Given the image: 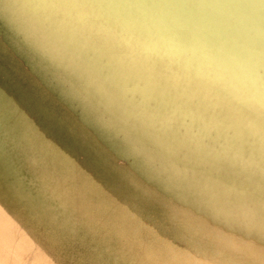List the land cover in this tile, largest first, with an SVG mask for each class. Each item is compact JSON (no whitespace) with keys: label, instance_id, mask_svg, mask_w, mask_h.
<instances>
[{"label":"bare ground","instance_id":"bare-ground-1","mask_svg":"<svg viewBox=\"0 0 264 264\" xmlns=\"http://www.w3.org/2000/svg\"><path fill=\"white\" fill-rule=\"evenodd\" d=\"M0 64L10 264H264V0H0Z\"/></svg>","mask_w":264,"mask_h":264},{"label":"rangeland","instance_id":"rangeland-1","mask_svg":"<svg viewBox=\"0 0 264 264\" xmlns=\"http://www.w3.org/2000/svg\"><path fill=\"white\" fill-rule=\"evenodd\" d=\"M14 26V30H13V32H14V34L19 30V26L18 25H13ZM36 51L37 52H40V48H37L36 49ZM23 67L25 68V69H27V65H23ZM1 70H3V66H2V64H0V72H1ZM28 70H29V72L32 74V75H38V72L40 71V70H42V71H44V73L46 74V79L47 80H49L50 81V77H49V71L45 68V65H44V63L39 59V58H34L33 60H32V63H31V65L28 67ZM61 77L62 76H58L57 77V79L59 80L57 83H56V85L59 87V88H61V89H64L65 91H67L68 90V86H67V84H66V82H63V80H61ZM53 87L55 88V85L53 84ZM56 89V88H55ZM197 95H198V93H197ZM2 109V104L0 103V110ZM0 113H1V111H0ZM73 115V113H72V111H70V110H66L64 113H63V116H62V118L64 119V118H68V117H71ZM95 123L97 124V122L95 121ZM10 124H11V122H10ZM12 125V124H11ZM86 129H87V132L89 133H93V132H91V129H92V125H91V123H89L88 125H87V127H85ZM2 134H3V130L0 128V139H1V137H2ZM94 134H96L98 137V139L99 138H101L100 136L101 135H103V133L101 132V131H99L98 130V133H95L94 132ZM61 143V142H60ZM18 146L19 147H12L11 149H13L19 156H20V158H21V163H22V165L25 167V169L28 171V172H31L32 170V167H33V165H34V160H33V162L31 163V161H32V159H34V155H33V153L31 152V150L29 151V148H28V146H27V144L26 143H24V144H22L21 145V142H18ZM63 145H61V147L59 148V150L61 151L62 150V147ZM30 147V146H29ZM31 147H32V145H31ZM66 149L69 151V153H71L73 150H74V147H73V145H66L65 147H64V149L62 150L63 151V153H65V151H66ZM36 155H38V154H36ZM39 156V155H38ZM45 160H47L46 158H44V162H43V164H46L47 166H50L51 165V163H47ZM116 162H117V164H124V162H122L120 159H117L116 160ZM78 167V166H77ZM76 167V168H77ZM15 170H16V173H19V171L15 168ZM20 176L23 178V179H25V173H20ZM33 194H34V191L32 190V188H30L28 185H26V188H25V192H24V196H33ZM3 195H4V197H6V198H9V194L8 193H3ZM91 196V198H93V196L94 195H90ZM54 205V208H58V206L59 205H57V204H53ZM74 224H76L77 225V223H74ZM81 226L80 225H78V226H76V231H78V228H80ZM126 229V228H125ZM125 231H129V230H125ZM76 234L78 235H80L81 237H82V240L83 239H87L84 235H82V234H84V233H82V229L80 228V230H79V232H76ZM88 241V240H87ZM112 247H113V249H114V251H116V252H114V255H119V253H121V252H124V250L122 249V248H120V247H118V245H112ZM98 249H101V251H99V256L102 258V257H104V258H109V255L108 254H106L107 252L105 251V250H103V247H99ZM120 249V250H119ZM111 252L113 251L111 248L109 249ZM132 251L133 250H135V247H134V249H131ZM32 255H28V259H31L32 257H31ZM9 260V258H8V255H7V253H5V252H0V264H10V262L8 261ZM115 262H116V260H115ZM118 264H131L130 262L128 263V262H126V263H118Z\"/></svg>","mask_w":264,"mask_h":264}]
</instances>
